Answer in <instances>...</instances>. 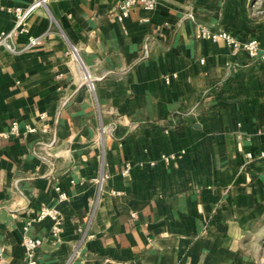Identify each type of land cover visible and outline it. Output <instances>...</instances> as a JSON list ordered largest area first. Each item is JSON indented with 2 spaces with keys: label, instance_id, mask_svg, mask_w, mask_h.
<instances>
[{
  "label": "crops",
  "instance_id": "crops-1",
  "mask_svg": "<svg viewBox=\"0 0 264 264\" xmlns=\"http://www.w3.org/2000/svg\"><path fill=\"white\" fill-rule=\"evenodd\" d=\"M35 1L0 0V33ZM120 1L49 0L16 51L0 48V259L27 264L28 234L42 240L37 264H249L264 216V60L199 27L264 50V0H157L124 21ZM13 121L20 135H6ZM43 206L60 211L59 235L34 220Z\"/></svg>",
  "mask_w": 264,
  "mask_h": 264
},
{
  "label": "built area",
  "instance_id": "built-area-1",
  "mask_svg": "<svg viewBox=\"0 0 264 264\" xmlns=\"http://www.w3.org/2000/svg\"><path fill=\"white\" fill-rule=\"evenodd\" d=\"M49 0H36L33 4L29 5L28 7H16L12 10H9L12 12L15 16V25L12 30L9 32H2L0 33V48H6L9 51H16V46L13 42V37L18 33H28L29 27L28 22L31 14L35 10V8L41 4H46ZM141 4L143 8L147 10H152L157 5V0H121L117 11H116V18L119 21H124L131 12V9ZM199 35L202 38L209 39L212 41H224L233 52H238L240 50H245L252 58H260L264 60V50H262L260 42L258 39H251L248 41H241L236 36L232 35L228 31L224 29L214 30L210 27H207L205 25H200L199 27ZM38 43V38L30 36L29 37V44L31 46H34ZM76 51V50H75ZM176 76V74H174ZM86 79H88V76H85ZM166 81L170 82L171 76H166ZM89 87L90 89H94V83L92 81H89ZM41 120H45L47 118V115L45 113H42L40 115ZM41 129L43 131L48 130V125L46 123H43L41 126ZM38 128L36 126H33L31 124L25 125V132H36ZM21 134V126L18 121H13L11 128L9 132H7L6 135H20ZM185 150H181L180 153H184ZM178 152L173 153H163L160 156V160L164 161L167 164H170L174 162L179 154ZM261 155L264 156V152H261ZM248 156L250 158L253 157L252 153H248ZM156 161H152L151 165H155ZM131 164L127 163L125 164V167L121 174L123 176H127L131 170ZM109 177L108 174H102L101 178L99 179V182L102 184L105 179ZM57 191H59V199L60 200H66L68 199L67 192L63 191L60 186L56 187ZM49 218L52 220V231L55 235H59L62 231L63 226V219L60 211L56 207H50V206H43L40 211L38 212V215L34 220L36 221H42ZM34 220H30L27 222L25 226V230H28L29 225ZM42 244V240L37 237H32L28 234L25 235L23 239V246L26 251L27 256V264H37L36 260V251L39 248V246ZM0 264H4V261L0 259Z\"/></svg>",
  "mask_w": 264,
  "mask_h": 264
},
{
  "label": "rangeland",
  "instance_id": "rangeland-1",
  "mask_svg": "<svg viewBox=\"0 0 264 264\" xmlns=\"http://www.w3.org/2000/svg\"><path fill=\"white\" fill-rule=\"evenodd\" d=\"M251 229L252 237L248 238L246 245L249 264H264V216L256 221Z\"/></svg>",
  "mask_w": 264,
  "mask_h": 264
}]
</instances>
